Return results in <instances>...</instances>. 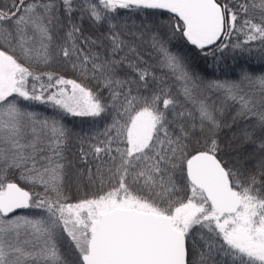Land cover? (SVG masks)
<instances>
[{
  "label": "snow or ice",
  "instance_id": "6c2138e0",
  "mask_svg": "<svg viewBox=\"0 0 264 264\" xmlns=\"http://www.w3.org/2000/svg\"><path fill=\"white\" fill-rule=\"evenodd\" d=\"M257 41L264 66V0H0V264H264V67L221 81L191 56ZM64 115L110 122L76 156ZM76 159L95 190L70 203Z\"/></svg>",
  "mask_w": 264,
  "mask_h": 264
},
{
  "label": "trees",
  "instance_id": "16d2710c",
  "mask_svg": "<svg viewBox=\"0 0 264 264\" xmlns=\"http://www.w3.org/2000/svg\"><path fill=\"white\" fill-rule=\"evenodd\" d=\"M118 12L121 18L128 19L130 20V22L132 20H135L137 23H139V21L143 18L134 13H127L126 10H118ZM170 15L171 14L166 12L162 14L161 13L156 14V16H161L164 21H167ZM156 16H153L150 13L149 18L154 19L156 18ZM240 23H242V20L238 21V26ZM85 29L87 34L88 28L86 21H85ZM244 39L245 37L242 33H235L233 36L230 37L229 41H225V43H230V44L243 43ZM258 44H259L258 41L252 42V44L250 45L252 48L251 54L248 51L242 52L240 49L234 50L232 47H228L222 53L217 52L215 58L209 57L208 60H204L194 50L192 51L191 56L193 58L194 66L197 68L198 71L205 74L208 79L215 78L221 81L229 80L234 78L235 72H233L232 70L233 69L238 70V66L244 65L252 68L256 72H259L261 67H264L260 64L259 60L257 59L259 55V52L257 50ZM176 46L180 47L183 50H187V48L185 47V43L183 41L176 43ZM187 47L190 48V46ZM248 47L249 45H244L245 49H247ZM144 48L147 49V51L143 52L144 58L151 63H155V54L151 51L149 45L145 44ZM62 74L65 76V78L76 79L77 82H81L85 84L87 87L96 90L95 81H89L83 79L78 73L73 72L70 66L68 70L64 71ZM104 97L107 98L106 92L104 93ZM21 103L26 106V110L34 111L37 114L41 115L42 117L44 116L51 117L54 113V110L50 106L44 104L24 102V101H21ZM224 119H226L229 123L231 122L230 116H225ZM63 122L67 127V129H69L74 134L72 153H75L76 156H78L80 144L75 139V136L79 135V136H83L86 140L90 139L91 136L102 133L104 131V128L106 127V124L109 123L110 121L106 120L105 118H98L96 120H92L90 118H80V117H72V116L64 115ZM243 125L244 122L241 121L239 122L237 127H242ZM235 130H236L235 127L232 128L231 130L228 128H224L222 130L221 132L222 145L228 144ZM84 147L87 148V144H85ZM237 150L240 151L241 154L246 153V157H248L254 151L251 145H244ZM72 153H69V155L71 156ZM220 155L224 159H227L229 160V162H231V158L232 156L235 155V153L228 151L226 148L225 151L222 152ZM246 162L251 164L250 159L246 160ZM75 163L79 167V169L83 171L85 176V181L83 184L77 185L75 179L73 178L69 182L70 186L66 189V195L69 197L67 202L70 203L76 202L78 199L82 198L85 194L91 195L92 191L95 190L90 185H87V179H86L88 174V168L91 167L94 170L95 164L85 165L82 161L78 159L75 160ZM20 183L21 186L25 187L26 189L32 190L31 185L23 184V182Z\"/></svg>",
  "mask_w": 264,
  "mask_h": 264
},
{
  "label": "rangeland",
  "instance_id": "374dc122",
  "mask_svg": "<svg viewBox=\"0 0 264 264\" xmlns=\"http://www.w3.org/2000/svg\"><path fill=\"white\" fill-rule=\"evenodd\" d=\"M242 156L246 158V153L242 154Z\"/></svg>",
  "mask_w": 264,
  "mask_h": 264
}]
</instances>
